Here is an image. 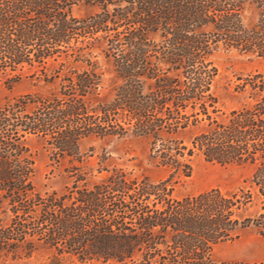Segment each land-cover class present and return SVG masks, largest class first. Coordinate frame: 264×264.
Wrapping results in <instances>:
<instances>
[{
    "label": "rangeland",
    "instance_id": "1",
    "mask_svg": "<svg viewBox=\"0 0 264 264\" xmlns=\"http://www.w3.org/2000/svg\"><path fill=\"white\" fill-rule=\"evenodd\" d=\"M224 7L221 12L222 17L227 15L223 18L224 28L211 36L217 40L212 43V47L217 45L211 55L214 65L206 69L214 77L211 88L218 100L207 107L210 118L205 123L210 126H215L212 122L217 121H224L225 125L233 122L232 111L249 109L248 102L251 98L255 100L252 95L256 89L252 91L251 84L264 85V0H226ZM99 12L98 6L82 2L72 8L71 14L85 19ZM129 18L134 20L133 15ZM157 19L165 21L159 14ZM82 25L87 23L80 22L79 26ZM150 36L160 42V33ZM57 48L62 52L63 47L57 45ZM58 49L54 50V58L18 70L15 81L0 80V264H112L103 263L101 258L81 259L66 252L67 241H44L46 232H36L33 226L39 225L40 229L49 225V220L43 221L36 215L42 214L41 209L50 203L49 195L53 192L63 196L62 202L71 206L79 192L95 191L96 184L101 185L102 191L106 190L107 184L103 182L114 173L127 177L126 201L132 205L137 202L141 209L148 205L150 210H160L167 198L165 187L166 191L172 188L169 197L174 203L215 189L228 195L232 203L231 221L239 217L240 223L243 219L249 222L242 229L240 223L237 225V236L214 244L208 260L212 264H264V189L252 182L256 167L264 166L262 154H254L252 160L248 152L247 160L221 164L207 161L195 150L196 154L185 159L184 165H172L171 154L187 152L192 145L180 143L177 138L168 139L174 137L173 133H159L162 138L157 139L148 134L128 133V118H121L115 102L122 80L112 61L100 55L86 57L84 64L77 63L76 53L67 55ZM96 61L102 72L100 76L93 67ZM82 77L87 82L83 83ZM82 85L88 87L87 92L81 91ZM144 92L150 93L147 88ZM81 104L86 105L85 112ZM186 110L181 121L192 123L195 112ZM173 111L176 113L168 107L167 113ZM163 113H158V117L163 118ZM258 114H254V121L239 124L249 126L243 133L249 134L250 141L251 133L264 130V124L258 122L264 116ZM167 116L173 121L178 119L176 114ZM188 135L185 130L176 137L187 141ZM184 146L188 149H183ZM165 154L172 158H165ZM189 167L191 175L187 176ZM80 175L86 179L81 180ZM134 179L138 183L131 185ZM165 180L166 186H161ZM143 182L151 184L148 191L156 194L149 200L146 195L135 200L139 190L147 187ZM135 214L127 211L130 219L124 227L136 228L135 220L131 219ZM226 225L236 227L228 221ZM151 244L159 252L157 260L168 256L165 253L169 249L162 240L145 242L141 248L144 250ZM145 259L134 254L127 262L142 264Z\"/></svg>",
    "mask_w": 264,
    "mask_h": 264
},
{
    "label": "trees",
    "instance_id": "2",
    "mask_svg": "<svg viewBox=\"0 0 264 264\" xmlns=\"http://www.w3.org/2000/svg\"><path fill=\"white\" fill-rule=\"evenodd\" d=\"M82 2L98 6L100 12L85 19L74 17L72 8ZM224 2L226 0H0V80L15 81L17 71L26 65L54 58L57 45L63 47L62 52L58 49L61 53H76L77 63L84 64L88 56L102 55L112 61L122 80L115 102L121 110V118H128V133L148 134L154 139L162 138L159 133H173L174 137L168 139L177 138L180 143L192 145L189 149L183 147L187 152L180 150L171 154L172 165H184L183 161L196 154L195 150L207 161L221 164L247 160L245 153L248 152L252 160L256 153L264 157V130L251 133V143L247 139L249 134L243 133L249 126L239 125L254 121L256 113L264 116V85L251 84V90L256 89L252 95L255 100L249 97V109L233 110V122L228 125L224 121L212 122L215 126L205 123L210 118L208 104L218 102L211 88L214 77L206 69L214 65L211 55L217 48V45L212 47L217 40L211 36L219 34L224 28L223 18H227L221 14ZM241 7L238 5L239 9ZM158 14L165 21H159ZM132 15L133 21L129 18ZM80 22L87 25L79 26ZM258 25L259 22L252 31ZM157 32L160 42L150 36ZM93 67L102 75L97 61ZM81 80L85 83L88 79L82 77ZM81 88L82 92H87L88 87L82 85ZM145 88L150 91L147 95ZM81 107L84 112L87 110L86 105L81 104ZM168 107L174 108L176 113H167ZM188 108L195 112L192 123L181 121ZM162 112L163 118L158 117ZM174 114L178 117L176 121L167 116ZM258 122L264 124V119ZM185 130L189 132L187 141L176 137ZM263 167H256L252 182L264 189ZM189 168L187 176L191 175ZM80 176L81 180L86 179ZM107 178L103 182L107 184L106 190L102 191L101 185L96 184L95 191L79 192L77 203L71 206L62 202L63 196L53 192L49 195L50 203L42 207V214L36 215L43 221L49 220L48 227L38 229L39 225H35L33 230L45 231L43 239L47 242L67 241L66 252L81 259L101 258L103 263L112 264H129L127 260L134 254L146 257L142 264H212L208 257L214 244L238 235L239 217L231 221L232 203L228 195L218 189L174 203L169 197L172 188L166 191L165 187L167 198L162 208L154 211L148 205L141 209L137 202L132 205L126 201L125 175L114 173ZM134 180L131 185L138 183ZM167 182L160 184L166 186ZM143 184L147 187L139 190L135 200L144 195L149 200L156 194V191H148L151 184ZM116 191L120 194L115 195ZM127 211L136 212L131 218L136 222L135 229L124 227L130 219ZM243 220L240 229L249 222V219ZM226 221L236 227H228ZM157 239L169 249L165 253L168 256L159 260L154 244L144 250L141 248V244L155 243Z\"/></svg>",
    "mask_w": 264,
    "mask_h": 264
}]
</instances>
